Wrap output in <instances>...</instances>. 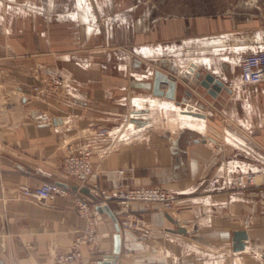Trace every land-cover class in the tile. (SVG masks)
<instances>
[{
	"label": "crops",
	"instance_id": "0c3cea01",
	"mask_svg": "<svg viewBox=\"0 0 264 264\" xmlns=\"http://www.w3.org/2000/svg\"><path fill=\"white\" fill-rule=\"evenodd\" d=\"M146 4L0 0V264H53L85 232L73 194L47 204L19 194L43 181L80 186L61 168L69 141L96 145L84 184L93 193L95 185L162 186L178 203L168 211L133 202L143 224L121 228L118 255L115 222L96 205L97 238L81 245L86 264H264V82L217 96L200 84L209 71L226 83L239 55L264 44V12L159 21ZM186 35L201 39L211 66L191 69L192 56L175 43ZM36 84L45 90L32 97ZM185 110L202 128L187 124ZM92 125L111 133L97 136ZM250 170L263 172L259 186H228ZM177 224L189 233L169 230ZM238 229L249 235L241 251L232 246Z\"/></svg>",
	"mask_w": 264,
	"mask_h": 264
},
{
	"label": "built area",
	"instance_id": "2783aa9c",
	"mask_svg": "<svg viewBox=\"0 0 264 264\" xmlns=\"http://www.w3.org/2000/svg\"><path fill=\"white\" fill-rule=\"evenodd\" d=\"M264 31V21L262 24ZM239 77L237 80L227 81L226 84L232 90L240 86L251 85L264 82V44H257L249 51H245L238 57ZM56 88H64L66 83L53 78ZM44 87L41 84L31 85V96L39 97ZM1 117V114H0ZM91 130L95 135L104 137L111 133V128L107 125H92ZM83 131L82 135H87ZM87 137V136H86ZM221 145L217 147L220 148ZM96 145L91 142L69 141L66 144V154L61 160L62 171L69 177L76 179L80 186L86 184L90 175L94 171L91 156L95 153ZM119 173H124L120 169ZM263 172L261 170H250L235 175L228 183L232 188H244L247 186H259L261 184ZM219 178L212 181L214 187H219ZM95 198H92L79 189L61 185L55 181H43L39 184H22L19 187V194L27 199L47 204L57 195L73 194L77 200V210L79 215L86 221V230L83 234L76 237L72 248L55 252L53 264H86L85 256L81 250V245L94 242L97 238L96 211L98 204L105 205L115 203L117 208L115 214L121 218L119 220L122 228H137L142 226L143 220L135 216L131 211L133 202H144L159 204L165 210H173L178 206L174 192L162 186H136L120 188H100L98 185L93 187ZM264 262V257H263Z\"/></svg>",
	"mask_w": 264,
	"mask_h": 264
},
{
	"label": "rangeland",
	"instance_id": "374dc122",
	"mask_svg": "<svg viewBox=\"0 0 264 264\" xmlns=\"http://www.w3.org/2000/svg\"><path fill=\"white\" fill-rule=\"evenodd\" d=\"M147 3L148 4L144 6V11L149 9L151 12L150 20L159 17V21H162V19L166 17L182 16L233 17L234 19L244 20L253 16L256 12H264V0H147ZM153 24L154 23H151V25ZM193 36L194 35H186L178 38L175 40V43L178 46L183 45L181 46L183 47L182 49L187 48L186 52L188 55L192 56L191 60H195L198 66L201 64L211 66L212 58L205 54L202 55V45L204 43L200 41L201 39L196 40ZM184 40H186V42ZM191 60L190 62H192ZM178 63L184 64L182 61ZM238 77L239 67H237L235 73L229 77L228 81H235Z\"/></svg>",
	"mask_w": 264,
	"mask_h": 264
},
{
	"label": "water",
	"instance_id": "95a60500",
	"mask_svg": "<svg viewBox=\"0 0 264 264\" xmlns=\"http://www.w3.org/2000/svg\"><path fill=\"white\" fill-rule=\"evenodd\" d=\"M199 76H200V73L198 74V77ZM172 82L174 83L173 80H172ZM200 84L203 87L207 88L209 90L210 94H212L213 96H217L218 93H220L224 89L225 81L223 79H221L220 77L216 76V74H214L213 72L209 71V72L205 73V75L201 78ZM161 92L162 91H160V93ZM195 141L199 142L200 139L197 138V139H195ZM74 189L75 190L79 189L81 192L88 194L92 198H95V194L90 190L89 186L75 185ZM97 209L99 211H102V212L106 211L112 217L113 221L115 222L116 234L114 235V249H113V251L116 255H118L121 251V227L119 224L118 217L109 204H105V205L98 204ZM166 216L171 221L177 223L176 220L169 213H167ZM169 230L173 231V232L182 233V234H188L189 233L187 227H185L184 225H180V224H177V228H175V229L170 228ZM248 238H249V235H248V232L246 229L235 230L233 238H232L233 249L235 251L244 250L246 248V240ZM110 264H113V262H111Z\"/></svg>",
	"mask_w": 264,
	"mask_h": 264
},
{
	"label": "bare ground",
	"instance_id": "6f19581e",
	"mask_svg": "<svg viewBox=\"0 0 264 264\" xmlns=\"http://www.w3.org/2000/svg\"><path fill=\"white\" fill-rule=\"evenodd\" d=\"M195 65H197V62L195 61V60H193L192 62H190V67H191V69H194V67H195ZM189 71H191V70H189ZM224 89H226V90H231L232 91V89L225 83V86H224ZM140 103H138V105H139ZM191 107V106H190ZM192 107H193V105H192ZM187 108V107H186ZM194 108V107H193ZM192 108V109H193ZM182 113V112H181ZM192 113H194V110H185V112L183 113L184 114V116L185 117H187L186 118V121L188 122L187 124H189V125H191V126H193L194 128L195 127H198V128H202V123L201 122H198L199 120H197V122H194V121H192V120H188V118L190 119V118H192L191 116H194V115H191ZM195 118V117H194ZM200 118V117H199ZM196 120V119H195ZM201 121V120H200Z\"/></svg>",
	"mask_w": 264,
	"mask_h": 264
}]
</instances>
